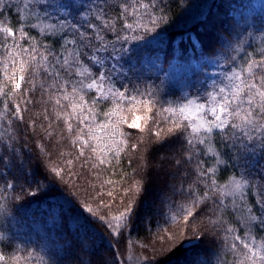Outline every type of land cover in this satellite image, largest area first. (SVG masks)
Here are the masks:
<instances>
[{"label": "trees", "instance_id": "trees-1", "mask_svg": "<svg viewBox=\"0 0 264 264\" xmlns=\"http://www.w3.org/2000/svg\"><path fill=\"white\" fill-rule=\"evenodd\" d=\"M67 2L54 0L56 6L48 9L52 15L36 9L33 15L21 10L18 16L25 0H4L0 7V28L12 27L15 32L13 37L0 32V256L4 257L0 264H252L245 259L242 244L233 249L234 241L223 230L231 227L249 243H264L258 225L250 232L243 227L246 206L229 194L233 177L244 170L246 161L225 149L218 135L198 145L199 155L191 153L189 161L186 133L170 134L168 129L173 120L187 124L179 117V103L186 95L199 94L214 66L246 76L253 61L264 59V0H152V15L162 16L163 22L149 32L141 29L143 39H130L115 61L116 85H127L130 95L138 89L151 104L128 101L123 106L120 118L125 123L119 125L123 133L119 141L105 139L110 129L92 132L112 123L105 113L115 107L113 101L100 99L94 104L100 94L85 91L83 116L88 120L81 124L82 116L72 105L79 107L82 102L72 87L79 88L80 79H90L75 76L74 70L69 78L63 69L60 79H55L51 65L58 54H63L61 63L64 57L72 60L83 44L96 42L89 22L103 31L106 40L116 39L103 28L105 21L90 14L103 6V0H73L86 5L82 12L63 7ZM107 3L106 21L121 36L133 35L123 29L124 23H147L126 20L123 0ZM128 3L135 6L134 0ZM50 23L57 25L54 34L40 31ZM65 40L76 43L66 45ZM84 63L95 71L87 58ZM44 67L54 75L48 76ZM20 76L24 79L16 90ZM66 80L70 82L61 90ZM65 94L68 100L63 99ZM16 105L22 119L14 118ZM164 109H176L177 114ZM137 117L139 127L128 128ZM212 151L222 153L230 165L235 161L234 167L220 166L210 175L209 184L217 180L215 192L208 191L196 175L198 160L205 169H217ZM6 183H13L15 191H2ZM213 200H223L227 207L219 208ZM252 202L250 196L248 206ZM84 206L96 215L83 211ZM129 206L127 227L113 234L105 221ZM189 209L195 211L194 218L186 217Z\"/></svg>", "mask_w": 264, "mask_h": 264}, {"label": "snow or ice", "instance_id": "snow-or-ice-1", "mask_svg": "<svg viewBox=\"0 0 264 264\" xmlns=\"http://www.w3.org/2000/svg\"><path fill=\"white\" fill-rule=\"evenodd\" d=\"M134 5H130L128 0H123L122 13L124 18L127 20L131 17L133 21H140L141 19L147 20V23L143 22H126L123 25V29L133 33L132 36L124 35L121 36L116 31L115 26L111 25L110 22L106 21V9L110 7L107 0H103V6L98 7L97 11H91L90 14L94 16L96 21H105L103 23V28L108 29L113 32L116 36L115 41L106 40L103 31L99 29L96 25L91 22L87 24L89 29L96 32L95 43L89 41L87 44L81 46V50L75 52L72 60L64 57L61 63V56L63 54H58L55 57V63L52 64V68H55V79L58 81L60 79L61 73L60 69H63L70 78L73 76V70L75 71V76L78 77H88L90 82H85L84 79H80L76 82L79 85L77 88L75 85L72 87V93L78 94L79 99L82 102L79 107L75 104L72 105L73 111L80 113L82 119L80 123L83 124L88 120L87 116H83V110L87 107L84 103V93L85 91L95 90L100 95L97 97L93 103H97L100 99L111 100L115 104V107L109 112L105 113L107 117L112 120L111 124H102L100 128H92V132H98L103 129H110L109 132H105V139H111L119 141L121 135V128L119 125L125 123L123 119L120 118V113L123 111V106L128 102L132 101L136 104H143L149 106L151 101L149 99H143V94L139 92L138 89H133L136 95H130L128 93V86L121 84L116 85V79L119 77L117 73L119 68L117 66L116 57L121 51H123V45L126 44L130 39L140 40L143 39L139 32L144 29L145 32L151 31L159 23L163 22V17L161 16L157 19L152 13L155 10V4L152 0H147L146 3H139L138 0H134ZM4 0H0V7H4ZM54 0H25L22 5V9H18L17 15L21 14V10L26 12L28 15H33L36 9L40 12L48 13L49 8L55 7ZM86 5H77L73 0H68L63 7L70 9H77L78 11H83ZM95 7V6H94ZM131 9V11H129ZM143 10V17L140 16V11ZM2 15V13H0ZM48 15H52L48 13ZM38 18V17H34ZM61 17L60 19H63ZM33 28L37 25L33 24ZM57 25L55 23L45 24L41 27L40 31L44 32L47 30H52L53 34L55 32ZM60 28H64V24L59 25ZM0 32L6 33L7 36L13 37L15 32L12 27L0 28ZM81 40L85 39V33L80 32ZM74 40H65L66 45L75 44ZM120 45L121 47H117ZM111 48V52L109 49ZM28 52V49H24ZM36 49L33 48L32 52ZM101 53H108V55L101 56ZM52 55V53H49ZM71 55V53H69ZM84 58H87L94 66L95 71L92 67L87 66L84 63ZM35 61L36 56H32ZM45 61L48 60L47 56H44ZM51 63V62H49ZM58 66V67H57ZM7 68V65H5ZM21 70L25 71L26 68L22 64ZM43 71L48 73V76H53V72L48 68L44 67ZM15 72H13V77H15ZM13 77H9L12 79ZM115 78V79H114ZM24 79L20 76L14 84V88L19 90L21 85L20 81ZM225 79L232 81L231 86L226 90L225 87H219L218 91L220 93L219 99L213 95V93L208 92L207 95L212 98L211 106L206 107L203 103H197L193 100H188L185 104L179 106L178 113L181 120L187 121V124L182 125L179 121L173 120V126L168 129L170 134L180 132L185 135L186 144L189 151V161L192 160L191 153L195 152L199 155L198 145H204L211 142L214 137L219 136L222 141V146L229 152L238 153V159H243L246 161L243 168L244 170L234 176L232 179L229 194L233 197L238 198L242 204L246 206V214L243 216V227L249 229V232L254 226H259L261 232H264V59L259 62L253 61L249 65V72L245 76L241 73L232 72L231 75H226ZM238 81V82H236ZM70 81L66 80L64 84L61 85V90H63ZM107 82L109 87L104 90L102 85ZM55 88V84L51 85ZM149 96L152 95L151 92L148 93ZM140 96V99H137ZM64 100H68L69 96L65 94L63 96ZM56 104H60V100H56ZM195 104V118L192 119L186 115V110L190 106ZM219 109V111H218ZM151 111V108L148 107ZM7 111V107H5ZM164 112H170L173 116L177 114L176 109H164ZM21 109L19 105L15 106V117H20ZM22 119V117H20ZM0 119H3L0 116ZM137 117L131 123L127 125L128 128H138ZM239 121V123H237ZM67 123V121H65ZM190 129V132L188 131ZM68 130L72 131V125L68 124ZM239 133V134H237ZM51 135V133H49ZM91 136V133H89ZM159 135V133H157ZM85 146H88L89 141L85 140ZM96 143L99 144L100 140L97 139ZM95 151V149H93ZM81 155H84L81 149ZM119 152H117V155ZM211 155L215 157V163L217 169H212L210 167L205 169V166L199 160L197 161L196 175L200 178L201 182L205 184V188L208 191L215 192L217 180L211 179V183H208L211 174H214L219 170L220 166L234 167L235 161L230 165L228 161L223 158V154L219 151H212ZM101 164H104L103 159L100 160ZM179 164L180 161H177ZM55 175L60 176L61 173L52 169ZM191 187V186H190ZM12 190L15 191V186L13 183H6L2 191ZM175 190V188H174ZM181 194L184 193V189L181 187L179 190ZM191 195V193H190ZM252 198L251 206L249 205V197ZM205 198H209L207 191L205 193ZM219 208H226L227 205L223 200L212 201ZM69 208H72L71 202H68ZM196 207V202L193 201V209ZM83 211L92 213L93 216L96 213L90 206H84ZM186 211V217H195L196 213L194 210L189 209ZM132 212L131 206L127 208L126 211L121 212L119 215L114 216L111 220L105 221L107 226L112 229L113 234H119L125 227H127V222L129 219V214ZM216 223V221H213ZM223 229V226L221 225ZM226 236H230L234 243L232 244L233 249L236 248L237 244H242L243 248L247 250L246 260L252 261V264H264V243H249L241 235L235 234V230L231 227L223 229ZM192 243V242H189ZM4 260L3 256H0V261ZM243 264V262H242Z\"/></svg>", "mask_w": 264, "mask_h": 264}, {"label": "rangeland", "instance_id": "rangeland-1", "mask_svg": "<svg viewBox=\"0 0 264 264\" xmlns=\"http://www.w3.org/2000/svg\"><path fill=\"white\" fill-rule=\"evenodd\" d=\"M233 71L227 70L220 66H214L211 72L208 74L207 79L205 81V85L203 89L199 91V94L196 97H191L189 95H186V99L179 103V106L185 104L188 100L196 101L197 103H203L206 107L211 106L212 104V98L207 95L208 92L213 93L218 99L220 96V93L218 91L219 87H225L226 90L231 86L233 83L232 81H229L225 79L226 75H231ZM238 82V81H236ZM104 90H107L109 85L106 84V82L102 85ZM219 111V109H218ZM186 115H188L190 118H195V104L190 106L188 110H186Z\"/></svg>", "mask_w": 264, "mask_h": 264}]
</instances>
